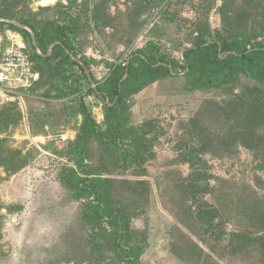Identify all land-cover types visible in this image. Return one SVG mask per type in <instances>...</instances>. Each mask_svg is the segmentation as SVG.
Returning a JSON list of instances; mask_svg holds the SVG:
<instances>
[{"label":"rangeland","instance_id":"1","mask_svg":"<svg viewBox=\"0 0 264 264\" xmlns=\"http://www.w3.org/2000/svg\"><path fill=\"white\" fill-rule=\"evenodd\" d=\"M45 1L0 0V15L32 23L70 14L95 63L88 79L70 70L67 83L82 77L83 92L64 97L49 65L35 60L36 97L0 114V264H127L108 244L94 249L102 229L83 219L91 200H75L61 180L77 168L69 150L83 106L106 130L90 80L150 41L181 63L196 40L218 34L264 43V0ZM186 82L179 71L128 99L134 108L136 100L150 104L134 114L145 117L139 134L153 158L124 169L93 138L86 163L110 180L111 207L130 213L131 233L145 246L140 264H264V81L240 74L197 91Z\"/></svg>","mask_w":264,"mask_h":264},{"label":"trees","instance_id":"2","mask_svg":"<svg viewBox=\"0 0 264 264\" xmlns=\"http://www.w3.org/2000/svg\"><path fill=\"white\" fill-rule=\"evenodd\" d=\"M2 19L12 20L10 16L2 13L0 25L21 32L33 50L34 60H42L49 65L53 82L62 83L57 84L62 96L83 92L80 88L82 77L67 83L72 76L70 70L78 67L86 72L88 79L90 75L87 71L95 61L80 54L77 24L70 14L63 13L58 20L46 22L18 21L25 25L23 28ZM179 71L185 73L189 91L220 89L236 82L240 74L264 81V43H252L244 35L218 34L215 40H196L192 47L184 51L181 63L163 52L157 42L150 41L135 51L124 64L110 66L109 75L102 81L92 78L95 86L89 89V94H94L102 103L106 130L83 106L82 132L69 150L77 168H66L61 180L75 200H91L84 208L83 219L94 228L102 229L94 238V249L100 250L110 245L127 264H140L145 246L131 233L130 213L111 207V182L104 179L99 170H90L86 163L89 158L87 144L93 138L99 140L106 145L109 153L124 162V169L128 168V161L145 162L153 158L146 139L139 134V130L129 126L131 106L128 99L160 80L177 75ZM214 218L215 215L211 214L209 219ZM105 222H108L111 231L103 227Z\"/></svg>","mask_w":264,"mask_h":264},{"label":"built area","instance_id":"3","mask_svg":"<svg viewBox=\"0 0 264 264\" xmlns=\"http://www.w3.org/2000/svg\"><path fill=\"white\" fill-rule=\"evenodd\" d=\"M37 53L40 54L38 49ZM108 75L107 72L105 77L99 81ZM40 81L41 73L37 69L33 50L23 34L8 26L1 28L0 112L7 107L18 106L22 108L26 100L35 98L36 88Z\"/></svg>","mask_w":264,"mask_h":264},{"label":"crops","instance_id":"4","mask_svg":"<svg viewBox=\"0 0 264 264\" xmlns=\"http://www.w3.org/2000/svg\"><path fill=\"white\" fill-rule=\"evenodd\" d=\"M3 20V19H2ZM12 21H14V20H12ZM3 22H5V21H3ZM20 23V22H19ZM13 24V23H12ZM22 24V23H21ZM79 42V43H78ZM77 44L79 45V49H80V51H81V53L80 54H82V55H86L85 54V52L83 51V48L80 46V40H79V38H77ZM77 59V58H76ZM112 66V65H111ZM90 80V79H89ZM166 80V79H165ZM160 81H162V80H160ZM90 83H93V80L91 79L90 80ZM94 84V83H93ZM147 88V87H146ZM142 92V91H141ZM130 103V102H129ZM130 111H129V114H130V126H131V128L133 127V128H135L136 130H139V132H143L142 131V129L143 128H141L142 126V124L144 123V118L145 117H142L140 114H138V115H135L134 113H136V110H139L140 108H139V106H143L144 108H149V106H150V104H149V102L146 104V100H136L135 101V108L134 107H132V104H130ZM132 111H133V114H132ZM102 112H103V117H104V119H105V116H104V110H102Z\"/></svg>","mask_w":264,"mask_h":264},{"label":"water","instance_id":"5","mask_svg":"<svg viewBox=\"0 0 264 264\" xmlns=\"http://www.w3.org/2000/svg\"><path fill=\"white\" fill-rule=\"evenodd\" d=\"M4 21H7V22H11V23H13L14 25H16V26H18V27H21V28H23V27H25V25H23V24H21V23H19V22H16V21H12V20H8V19H3ZM33 42H34V44H35V47H36V40H35V35L33 34Z\"/></svg>","mask_w":264,"mask_h":264},{"label":"bare ground","instance_id":"6","mask_svg":"<svg viewBox=\"0 0 264 264\" xmlns=\"http://www.w3.org/2000/svg\"><path fill=\"white\" fill-rule=\"evenodd\" d=\"M51 1H56V0H46L45 2H46L47 5H49V4L52 3Z\"/></svg>","mask_w":264,"mask_h":264}]
</instances>
